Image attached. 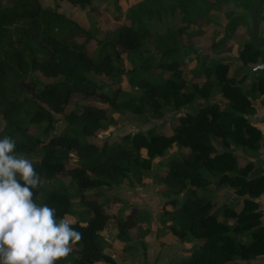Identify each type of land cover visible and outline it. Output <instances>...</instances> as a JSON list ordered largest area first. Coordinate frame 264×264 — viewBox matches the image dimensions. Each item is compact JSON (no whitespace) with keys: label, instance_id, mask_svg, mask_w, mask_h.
Masks as SVG:
<instances>
[{"label":"trees","instance_id":"16d2710c","mask_svg":"<svg viewBox=\"0 0 264 264\" xmlns=\"http://www.w3.org/2000/svg\"><path fill=\"white\" fill-rule=\"evenodd\" d=\"M54 1L50 10L40 0H0V137L17 138L18 153H32L41 143L40 159L34 163L37 172L44 180L68 176L79 191L86 218L71 210L67 191L49 190L41 196L42 187L37 191V202L56 207L59 216L68 213L83 234L73 243L72 254L59 263L115 264L103 251L101 231L111 214L98 200L102 191H83L123 182L144 184L152 159L175 146L183 150L169 155L165 169L158 172L168 198L160 207V222L169 221L167 229L178 241L193 244L173 264H247L264 257V210L257 201L264 194V171H255L254 160L241 164L243 158L230 150L261 145L260 128L247 118L254 106L241 90L243 80L228 76V63H208L206 54L184 40L203 34V29L189 28L205 15L206 1L175 0L156 11H141L134 25L122 22L107 30L110 38L96 41L101 45L98 57L88 47L95 37L59 11L60 0ZM67 1L92 6V0ZM224 13L237 19L229 9ZM169 15L180 16L181 25L162 33L150 30L147 19ZM146 42H150L146 56H138L137 64L125 69L140 95L118 101L119 88L109 94L87 78V73L109 77L112 56L125 62L126 55L137 53ZM188 54L204 77L199 83L187 77ZM240 58L243 64L257 63L260 49L248 41ZM57 77L62 79L54 80ZM254 88L264 94L261 73ZM213 90L221 93L224 103L210 99ZM194 100L196 112L178 117L170 134L128 133L101 146L88 140L111 117L104 104L136 113L147 106L157 114L164 105L179 109ZM55 114H61L70 128L49 135ZM40 136L46 141L42 143ZM210 175L243 197L239 210L216 208L213 199L197 194L198 188L211 184ZM179 193L183 198L177 197ZM114 220L120 239L135 224L133 217L114 215Z\"/></svg>","mask_w":264,"mask_h":264},{"label":"rangeland","instance_id":"374dc122","mask_svg":"<svg viewBox=\"0 0 264 264\" xmlns=\"http://www.w3.org/2000/svg\"><path fill=\"white\" fill-rule=\"evenodd\" d=\"M205 1V15L201 19L196 20L195 23L189 28V30H196L198 28L203 29V34L197 37H190L189 40L188 36H185L184 40L185 42L189 41L188 44L193 43V48L196 51L206 54L208 56V63L229 64L228 76L235 77V80H243L240 84L241 90L247 94L254 106V109L247 115L249 122L254 125L264 126V94L260 93L254 88L260 71L252 73L251 70V67L258 64V62L243 64L240 58V51L249 39L247 27H251L250 13L248 10L237 5L238 0ZM253 1L255 0H244L243 3L250 4ZM40 2L44 8L50 10H52L55 5L54 0H40ZM174 2L175 0H92V6L80 7L78 5L71 4L67 0H60L58 1V5L60 12L76 20L95 37V39L88 44V47L90 53H92L94 57H98L101 45L96 41L110 38L111 36L107 33V30L114 28L122 22L134 25L136 18L141 11H156L160 9L161 4H173ZM227 9H229L232 12L233 17H237V19L227 17L224 13V11ZM259 20V35L264 37V4L259 10ZM147 23H149L150 30L156 33H162L168 27H178L181 25L180 16L178 15H169L164 17L161 16L159 18L155 16L147 19ZM225 37L228 39L220 42L221 39H226ZM148 47H150V42H146L141 48H139L137 53L126 55L125 62H121L118 58L112 56L113 71L109 77L99 76L94 73H87L86 76L87 78L100 83L103 86V90L109 94L112 93L115 87L119 88V92L117 94L118 101H125L131 96H138L140 95V91L136 88L135 80L131 79L130 74L127 73L125 69L136 65L138 56H146V50ZM192 57L193 55L188 54V61L185 71L188 73L187 77L192 82L199 83L204 77L200 73V70L194 66L195 64ZM179 58L181 60L182 56L179 55ZM211 78H214V75H212ZM61 79L62 77H57L54 80ZM44 80L50 81L51 79ZM24 94L28 96V94ZM210 99L218 103L225 102L224 98L221 96V93L217 90H213L210 93ZM77 106L80 107V104ZM104 106L108 109L111 117L110 119L103 122V126L93 137L88 138L89 141L95 142L99 146H101L105 140H117L128 133L143 131L147 134H170L174 130L178 117L186 113H195L198 108V103L194 100L188 105H185L179 109H175L172 105H164L157 114L152 110V108L147 106L142 113H136L118 107H110L108 104H104ZM53 120L54 122L52 124V128L49 130V135L61 134L70 128L65 123L61 114L53 115ZM40 140L42 143L45 142V136H40ZM217 143L220 145L218 140ZM40 144L38 145L37 150L34 152L23 153L27 158L32 160L33 164L40 159ZM182 150L183 148L175 146L174 148L165 151L162 155L155 156L152 159V165L151 169L147 173V179H150L151 183L149 186L151 189L152 186L155 189L153 194L160 195L162 197L159 201L157 200L158 202H155L153 206L155 208H158L165 200L168 199L165 193L166 191L158 177V172L165 169L166 159L169 155ZM230 150L234 151L237 155L243 158L241 164H244L247 160H254V165L256 167L255 171H264L263 136L261 137V145L255 150L235 146H232ZM210 179L211 184L205 189L198 188L196 190L197 194L204 195L207 199H213L215 201L216 208H219L222 205H227L239 210L242 205L243 197L237 195L227 184L218 183L215 175H210ZM123 184L126 186L124 189L120 190L117 188L113 191L107 190L106 192H102V196L99 197V199L103 200V206L107 207V211L111 214V218L107 226V229H111V232L106 234V238H114V229H112V227H115L113 224L114 215L118 214L120 210L121 212L129 211L131 214L137 210V208L126 209V207L130 206V204L123 198L121 200L118 197H123L125 194L128 197V192H132L131 189L127 188L129 186L127 185V182H123ZM114 185L115 184L112 185V188L116 187ZM42 189L43 191L40 193V196L43 192L49 190L67 191L71 196V210L75 213L81 214L80 216L84 218L87 217L85 214H83V211L86 209V207L79 203V191L76 189L70 177L59 175L51 180H44ZM97 189L106 188L102 186L101 188L83 191V193L91 194ZM183 196V193H179L177 195L178 198H183ZM150 198L152 197L149 196L148 199ZM257 201L261 203V209L264 210V194L257 198ZM147 215L148 214L145 212H142L139 216V223L146 224L148 221ZM70 218L73 219V217ZM144 226L145 225H143V227ZM165 226L166 224L162 225V229H164ZM140 231L138 230L133 233L131 232L132 237L130 242L132 243V246H134L133 244L135 242L139 241L138 233ZM72 246L74 247L75 245L72 244ZM137 246L138 245L133 247L132 254H136L138 250L145 248H143V246ZM187 254L188 250L186 251L185 256ZM136 255L133 257V259L138 258ZM256 262L258 264H264V258H260ZM96 264L110 263H106L101 260Z\"/></svg>","mask_w":264,"mask_h":264},{"label":"clouds","instance_id":"9594fccd","mask_svg":"<svg viewBox=\"0 0 264 264\" xmlns=\"http://www.w3.org/2000/svg\"><path fill=\"white\" fill-rule=\"evenodd\" d=\"M16 149L17 138L0 137V264H59L83 234L68 213L37 202L44 179Z\"/></svg>","mask_w":264,"mask_h":264},{"label":"crops","instance_id":"0c3cea01","mask_svg":"<svg viewBox=\"0 0 264 264\" xmlns=\"http://www.w3.org/2000/svg\"><path fill=\"white\" fill-rule=\"evenodd\" d=\"M256 126L260 128L264 139V126L263 125H256ZM150 183H151L150 179L148 178L146 179V182L144 184L135 183L129 185L127 188L132 190V192H128L129 196L127 197L126 194L123 197L118 196L121 200L123 198L130 204V206H127L126 209L137 208L136 212H134L133 214H131L129 211L121 212L120 210V212L118 213L119 215L118 214L115 215L116 217H131V218L133 217L135 220L134 226L127 231V233L123 236L122 239L117 237L118 230L116 226L112 227V229H114L113 231L114 238H109V237L106 238V234L108 232H111V229L109 230L106 228L101 231L102 236L104 237L103 251L105 254L109 255L115 261V264H132V263L173 264L174 262L184 257L186 251L193 244V241H183V242L178 241L175 238V236L167 229V225H169V221H166L164 223L160 222V207L166 200L158 208L153 207L155 202H158L162 197L160 195L153 194L155 192V189L153 186L151 189V187L149 186ZM114 186L116 187L112 188L111 185L106 189H100V190L102 192L104 191L106 192L107 190L113 191L117 188L122 190L126 187L124 186L123 183L115 184ZM149 196L152 198L148 199ZM99 197H98L99 202L103 203L102 202L103 200L99 199ZM115 205H119V204H115ZM104 208L108 210L107 207L104 206ZM142 212L148 214L147 215L148 221L146 222V224L139 223L140 221L139 216ZM113 224L115 225V220ZM164 224H166V226L164 229H162L161 226ZM143 225L145 226L143 227ZM138 230L139 231L142 230L138 233L139 241L135 242L133 244L134 246H132V243L130 242L132 233ZM136 245H138L137 247H141V246H143V248L145 247L142 250L141 249L138 250L136 253L137 255L132 254V249ZM135 255L138 256V258L133 259ZM260 258H264V257H260ZM258 259L250 260L247 264H258L256 262Z\"/></svg>","mask_w":264,"mask_h":264},{"label":"water","instance_id":"95a60500","mask_svg":"<svg viewBox=\"0 0 264 264\" xmlns=\"http://www.w3.org/2000/svg\"><path fill=\"white\" fill-rule=\"evenodd\" d=\"M244 0H238V6L246 9L250 13L251 27H247V33L249 34L248 41L253 43L256 47L261 48L260 59L258 64L251 67L252 73L260 71L264 77V37L259 35V10L264 4V0H255L250 4H244Z\"/></svg>","mask_w":264,"mask_h":264},{"label":"flooded vegetation","instance_id":"af4514ba","mask_svg":"<svg viewBox=\"0 0 264 264\" xmlns=\"http://www.w3.org/2000/svg\"><path fill=\"white\" fill-rule=\"evenodd\" d=\"M260 52H261V48H260Z\"/></svg>","mask_w":264,"mask_h":264}]
</instances>
